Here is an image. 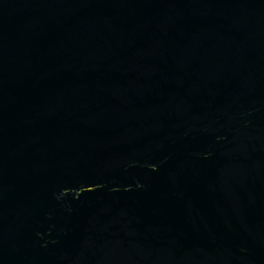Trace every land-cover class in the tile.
<instances>
[{
	"label": "water",
	"instance_id": "1",
	"mask_svg": "<svg viewBox=\"0 0 264 264\" xmlns=\"http://www.w3.org/2000/svg\"><path fill=\"white\" fill-rule=\"evenodd\" d=\"M0 264H264V0H0Z\"/></svg>",
	"mask_w": 264,
	"mask_h": 264
}]
</instances>
